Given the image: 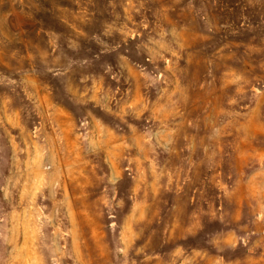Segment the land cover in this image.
<instances>
[{"label": "rangeland", "instance_id": "374dc122", "mask_svg": "<svg viewBox=\"0 0 264 264\" xmlns=\"http://www.w3.org/2000/svg\"><path fill=\"white\" fill-rule=\"evenodd\" d=\"M0 264H264V0H0Z\"/></svg>", "mask_w": 264, "mask_h": 264}, {"label": "clouds", "instance_id": "9594fccd", "mask_svg": "<svg viewBox=\"0 0 264 264\" xmlns=\"http://www.w3.org/2000/svg\"><path fill=\"white\" fill-rule=\"evenodd\" d=\"M136 103H139V101L138 100H134L131 104L128 105V107H132ZM144 107H146V105ZM141 110H143V108Z\"/></svg>", "mask_w": 264, "mask_h": 264}]
</instances>
